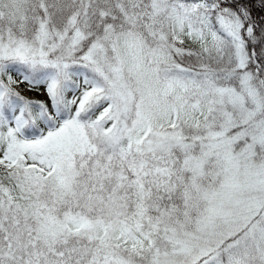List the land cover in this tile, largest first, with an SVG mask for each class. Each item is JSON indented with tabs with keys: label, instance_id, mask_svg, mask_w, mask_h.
I'll use <instances>...</instances> for the list:
<instances>
[{
	"label": "snow or ice",
	"instance_id": "snow-or-ice-1",
	"mask_svg": "<svg viewBox=\"0 0 264 264\" xmlns=\"http://www.w3.org/2000/svg\"><path fill=\"white\" fill-rule=\"evenodd\" d=\"M0 264H264V0H0Z\"/></svg>",
	"mask_w": 264,
	"mask_h": 264
}]
</instances>
